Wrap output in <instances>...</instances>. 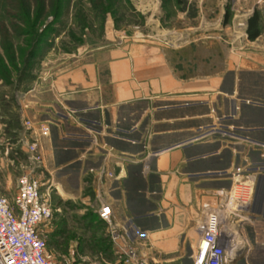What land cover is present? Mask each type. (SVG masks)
Listing matches in <instances>:
<instances>
[{
    "label": "crops",
    "instance_id": "crops-1",
    "mask_svg": "<svg viewBox=\"0 0 264 264\" xmlns=\"http://www.w3.org/2000/svg\"><path fill=\"white\" fill-rule=\"evenodd\" d=\"M233 5L239 28L226 38L107 30L103 44L51 59L21 103L22 121L48 125L40 166L54 187L109 204L111 250L134 249L142 262L131 264H192L196 224L238 191L228 264H264V0ZM254 10L259 33L248 39ZM32 138L23 126L22 143Z\"/></svg>",
    "mask_w": 264,
    "mask_h": 264
},
{
    "label": "rangeland",
    "instance_id": "rangeland-1",
    "mask_svg": "<svg viewBox=\"0 0 264 264\" xmlns=\"http://www.w3.org/2000/svg\"><path fill=\"white\" fill-rule=\"evenodd\" d=\"M92 1L65 0L61 5L58 2L61 14L57 16L31 15L33 31L39 33L36 36L27 34L31 27L12 18L0 20L5 25L0 29V68L5 71L0 76V193L9 199L23 173L39 180L54 209L46 225V252L60 264H123V258L111 250L117 247L116 240L108 232L109 225L98 218V197L90 191L76 198L59 188L57 191L52 176L31 163L25 143L20 140V106L36 86L43 66L57 56L75 53L82 45L103 44L107 30L116 31L118 36L132 34L168 42L169 38L175 41L194 34V29L223 34L222 30L239 28L238 23H233L235 0H117L106 5L103 13L96 12ZM79 9L84 18L79 17ZM12 23L18 26V34L10 28ZM223 36L226 38V32ZM24 39L34 45L36 54L23 66L24 54L30 49L21 44ZM17 47L23 49L22 57L15 51Z\"/></svg>",
    "mask_w": 264,
    "mask_h": 264
},
{
    "label": "built area",
    "instance_id": "built-area-1",
    "mask_svg": "<svg viewBox=\"0 0 264 264\" xmlns=\"http://www.w3.org/2000/svg\"><path fill=\"white\" fill-rule=\"evenodd\" d=\"M23 126L29 128L33 138L25 142V150L31 163H42L40 137L49 133L48 125L33 126L25 119ZM91 171V169H89ZM240 168H235V173ZM110 176V174H108ZM38 179L28 173L21 174L9 199L0 193V264H60L46 252V225L53 215V206L48 193L41 190ZM245 192L228 193L221 206L209 210L196 224L198 238L192 257V264H228L235 257V231L229 226L245 204ZM98 217L109 225L113 239L117 231L111 225V207L100 203ZM123 263H141L131 247L121 249Z\"/></svg>",
    "mask_w": 264,
    "mask_h": 264
},
{
    "label": "trees",
    "instance_id": "trees-1",
    "mask_svg": "<svg viewBox=\"0 0 264 264\" xmlns=\"http://www.w3.org/2000/svg\"><path fill=\"white\" fill-rule=\"evenodd\" d=\"M117 1V0H106L104 3V0H93V7L96 8V12H104L106 11V5ZM58 2L61 5L65 2V0H0V20L1 19H10L17 21L21 25H25L28 28H30L27 31V34L36 36L39 33L33 31L32 28V22H30V16L34 15L36 18L39 14L42 13H50L54 16H57L61 14V7L58 6ZM78 15L81 18H84L85 15L83 14L82 10H78ZM227 16V12H224L223 15V22H225V18ZM16 23V24H18ZM5 25H2L0 23V29H4ZM12 27V30L14 33L18 34V26L14 23L10 24V28ZM246 35L248 39H253L256 37L259 33V26H258V14L257 11H253L252 14L247 19L246 24ZM21 44H24L25 46H29V50L24 54L23 58V66L27 63H29L30 59L33 58L36 54V50L33 44L29 41V39H24L21 41ZM17 54L19 56H23V49L21 47H17L16 50ZM8 61H12L11 57H8ZM4 70L0 68V76L3 77ZM5 76V75H4ZM0 77V78H1ZM99 218V217H98ZM100 219V218H99ZM101 220V219H100ZM102 221V220H101ZM49 234V233H48ZM55 234V233H52ZM47 248V244H46Z\"/></svg>",
    "mask_w": 264,
    "mask_h": 264
}]
</instances>
